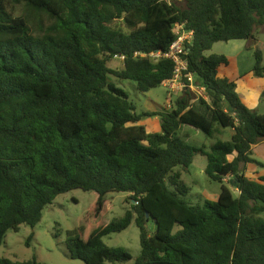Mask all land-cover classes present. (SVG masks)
<instances>
[{"label":"trees","instance_id":"1","mask_svg":"<svg viewBox=\"0 0 264 264\" xmlns=\"http://www.w3.org/2000/svg\"><path fill=\"white\" fill-rule=\"evenodd\" d=\"M175 24L193 33L185 59L208 102L195 106L183 91L170 111L138 115L111 79L132 81L143 94L161 86L174 64L135 54L166 52ZM262 25L264 0H0V246L8 232L34 228L57 196L81 190L96 195L88 223L111 193L128 194L130 210L86 237L70 232L71 259L128 264L132 256L103 238L133 223L140 244L133 264H264V176H245L248 165L264 168L252 158L264 142V114L218 76L228 59L207 55L216 43L252 48ZM116 55L125 57L121 68L109 66ZM253 58L254 76L264 77L258 48ZM142 116L158 117L160 132L147 133ZM184 126L213 143L189 145L178 135ZM225 129L233 134L221 141ZM196 155L221 184L216 201L201 205L189 202L181 180Z\"/></svg>","mask_w":264,"mask_h":264},{"label":"rangeland","instance_id":"2","mask_svg":"<svg viewBox=\"0 0 264 264\" xmlns=\"http://www.w3.org/2000/svg\"><path fill=\"white\" fill-rule=\"evenodd\" d=\"M177 4L179 6L183 5L181 2ZM257 35L258 48L264 54V34L260 32ZM220 44L226 45V43ZM239 45H242L241 42L232 41L229 47L232 49ZM243 46L242 50H246L245 43ZM234 56H237L235 51ZM117 61H111L109 66L111 68H120L117 65ZM111 80L114 81L118 88L128 94L129 101L133 103L136 114L151 113V111L159 112L165 109L167 93L162 85L143 94L136 90L135 83L132 81L122 80L120 82L115 79ZM194 103L195 106H198L199 102L194 101ZM260 104L259 112L264 114V99L261 100ZM153 118L142 116V124L148 128V132L160 131L158 120H153ZM227 133H223L222 138H227ZM178 135L189 145L196 148L202 146L209 147L213 143L202 132L188 126L182 127ZM205 167L206 159L200 155H196L189 169L182 172L181 180L190 187L188 200L193 205H201L205 200L216 201L220 193L221 184L208 179L204 173ZM249 169L250 171H254L253 166L249 167ZM224 185L227 186L226 184ZM232 192L235 196L238 194L236 191L232 190ZM95 197L94 192H83L81 190H73L57 196L52 205L45 207L41 221L34 228L23 225L18 232H8L6 234L0 246V258L17 262H24L35 258L39 264H85L80 260L69 257L67 247L68 234L73 230L82 229V234L86 237L95 225H107L112 219L120 218L126 211L130 210V204L127 200L128 196L125 193H111L105 198L104 212L98 219L92 223H88L87 216ZM260 217L264 218V215H260ZM154 230L155 226L153 222H149V233H153ZM31 233H33V237L29 240ZM103 242L108 247L126 250L133 258L128 264H133L134 260L139 256V231L133 223L121 233L104 237Z\"/></svg>","mask_w":264,"mask_h":264},{"label":"crops","instance_id":"3","mask_svg":"<svg viewBox=\"0 0 264 264\" xmlns=\"http://www.w3.org/2000/svg\"><path fill=\"white\" fill-rule=\"evenodd\" d=\"M264 34V25L259 27L256 31V43L252 48L249 47L248 41H238L242 45H239L236 48H230L228 42L225 44L216 43L213 45L212 49L207 53L210 54H219L224 55L228 59V65L222 66L219 68L218 76L220 78H226L231 82L235 83V91L238 94L241 102L249 109L256 111L259 114V107L261 106V100L264 99V77H255L252 69L254 65L253 50L258 48V33ZM246 44V50H242L243 44ZM259 49V48H258ZM234 51L237 56H234ZM261 51V50H260ZM230 53V54H227ZM262 54V52H261ZM120 68L123 66L122 62L117 61ZM262 63H264V54H262ZM260 104V105H259ZM154 112V111H151ZM153 120H158L159 128L160 121L158 117H154ZM142 124V119L139 123ZM147 133H157V132H148V128L145 127ZM229 130V131H227ZM160 132V131H158ZM227 133V138H222L223 133ZM233 134L232 129L222 130L219 139L221 141H228ZM213 141V140H212ZM253 156L257 162L264 164V142L256 144L252 147ZM253 166L254 171H250L249 167ZM245 176L251 179H256L260 176H264V168L258 167L256 165H248L245 170ZM228 179L224 180L223 184L227 185ZM236 191L235 189H232ZM237 192V191H236ZM126 196H129L126 194Z\"/></svg>","mask_w":264,"mask_h":264},{"label":"built area","instance_id":"4","mask_svg":"<svg viewBox=\"0 0 264 264\" xmlns=\"http://www.w3.org/2000/svg\"><path fill=\"white\" fill-rule=\"evenodd\" d=\"M172 33L175 36V40L171 43L166 52L158 51L148 55L135 54V56L149 57L155 61L161 59L169 60L174 64L172 76L162 83V86L166 89L167 93L164 109L166 111L172 109L175 100L183 91H188L192 95L193 101H199L202 99L208 102L205 88L197 82L195 75L188 71L185 59L188 53L186 44L192 42L193 33L191 31H185L184 25L182 24H175ZM115 59L123 62L125 57L122 55H116ZM133 204L136 203L134 202Z\"/></svg>","mask_w":264,"mask_h":264},{"label":"water","instance_id":"5","mask_svg":"<svg viewBox=\"0 0 264 264\" xmlns=\"http://www.w3.org/2000/svg\"><path fill=\"white\" fill-rule=\"evenodd\" d=\"M193 42V41H192ZM192 42H191V44H192Z\"/></svg>","mask_w":264,"mask_h":264}]
</instances>
